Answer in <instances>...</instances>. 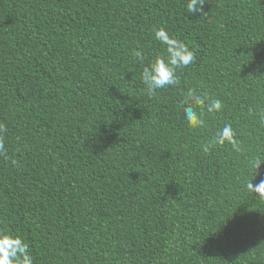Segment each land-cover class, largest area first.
<instances>
[{"label":"trees","instance_id":"16d2710c","mask_svg":"<svg viewBox=\"0 0 264 264\" xmlns=\"http://www.w3.org/2000/svg\"><path fill=\"white\" fill-rule=\"evenodd\" d=\"M0 0V230L34 264H264V0ZM164 27L196 55L147 94ZM144 53V60L134 52ZM189 89L220 99L193 128ZM225 124L231 144L203 150Z\"/></svg>","mask_w":264,"mask_h":264},{"label":"clouds","instance_id":"9594fccd","mask_svg":"<svg viewBox=\"0 0 264 264\" xmlns=\"http://www.w3.org/2000/svg\"><path fill=\"white\" fill-rule=\"evenodd\" d=\"M186 7L189 13L208 15L205 10V0H187ZM154 36L164 45L166 54L157 55L142 70V80L149 96L154 95L158 89L170 86L180 87L181 80L177 75V69H186L196 62V55L189 46L181 39L171 36L166 28L156 29ZM134 55L138 61L143 62L145 56L142 51L136 50ZM181 107L189 125L193 128H202L206 127L204 110L206 109L207 113L220 112L223 102L220 99L211 98L206 92L189 89ZM5 131L6 126L0 123V155L6 154L3 140ZM226 143L231 144L235 150H240L236 132L231 124H225L218 129L215 135L204 144L203 150L207 152L217 145ZM262 163L264 158L261 157L252 161L255 177L260 174L259 169ZM247 189L264 198V179L255 185L253 180H250L247 183ZM0 264H34L29 245L20 235L0 230Z\"/></svg>","mask_w":264,"mask_h":264}]
</instances>
